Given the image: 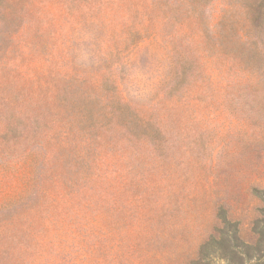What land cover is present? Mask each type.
Wrapping results in <instances>:
<instances>
[{
	"label": "rangeland",
	"instance_id": "374dc122",
	"mask_svg": "<svg viewBox=\"0 0 264 264\" xmlns=\"http://www.w3.org/2000/svg\"><path fill=\"white\" fill-rule=\"evenodd\" d=\"M97 6L19 0L17 15L0 8V75L14 86L0 100V264H79L82 257L117 264V241L102 258L89 249L100 240L79 235L69 221L37 232L31 209L79 207L84 222L80 211L98 190L113 187L119 196L144 173L161 177L150 180L173 211L147 260L120 249L130 264H264V0H170L140 42L116 5L103 15ZM36 43L70 52L93 72L114 68L122 95L155 124L121 136L113 151L94 145L95 126L53 125L51 104L28 97L37 99L34 83L46 65L28 50ZM15 45L19 54L11 53ZM20 91L26 98L16 97ZM24 234L37 253L21 258ZM52 237L54 246L45 241Z\"/></svg>",
	"mask_w": 264,
	"mask_h": 264
},
{
	"label": "trees",
	"instance_id": "16d2710c",
	"mask_svg": "<svg viewBox=\"0 0 264 264\" xmlns=\"http://www.w3.org/2000/svg\"><path fill=\"white\" fill-rule=\"evenodd\" d=\"M18 2L19 0H0V8L7 14L17 15ZM96 4L102 15L105 10L111 8V4L116 5L121 12L123 11L127 15L126 19H132L130 33L140 42L145 39L149 30H153L152 33H154L160 21L157 13L164 11V8H169L170 0H96ZM19 18V16L14 17L16 20ZM10 41H12L11 38ZM125 44L123 40L124 47ZM33 45L29 46V52L40 58L46 65L38 73L39 78L34 83L36 92H38L34 97L37 99L31 98L33 94H28V97L30 102H37L35 105L51 104L48 113L53 125L56 123H64L63 125L66 126L79 125L77 122L80 121L87 123L89 127L95 126L96 128L93 129L94 145L99 151H113V143L121 136L146 130L147 127L155 124L154 119L152 122L153 115L145 116L142 110L133 106L122 95L120 85L112 73L114 68H108L105 74L98 71L93 72L80 65L70 52L60 51L53 45L43 43ZM21 48L23 47L15 45L11 53L18 52L19 54L22 51ZM102 51L104 55V48ZM2 54L5 55L6 52ZM7 58L11 59L8 57V52L4 56V59ZM4 67L5 63L3 65L0 63V74L4 73L3 69L6 70ZM2 77L4 76L0 75V100L4 94L14 89V86L5 84ZM25 93L16 92V97L26 98ZM69 135H75L74 131L69 130ZM139 175V179L133 183L130 190L119 192V196L113 187H111L112 190L110 187L98 190L94 194V203L87 204L80 211L86 215L87 220L84 222L79 220L78 215L75 214L79 207L72 210L70 206L53 207L49 205L44 208L39 206L35 210L32 208L29 218L37 224L38 228L40 227L37 232L41 233H48L46 231L48 226L55 229L61 220L74 223L79 235L95 241L100 240V243L95 242L89 245V249L93 247L95 255L97 253L102 258L108 256L106 250L112 249L114 240V243L117 241L120 249L127 248L132 257L147 260L149 258L147 250L153 247L152 243L158 244L162 223L164 219L172 215L173 210L165 200H162V196L160 197L162 189L158 187L159 184L150 180L151 176H158L156 174L146 176L145 173ZM69 177L71 174L68 171L62 172L61 180L65 192L75 190L70 186ZM144 179H148L149 183L156 186L146 187ZM169 193L172 194L173 204H176L177 200H173L175 191L169 190ZM43 239L38 241V248L44 246ZM45 241L55 245L54 237L46 238ZM30 242L31 239L26 235L17 242L21 248L19 257H24L27 252L30 256L33 255L32 250L34 249ZM60 243L62 248L59 246V249L63 250L64 242L60 240ZM55 249L51 252H57ZM120 249H118V255L114 257L117 264H130L133 259L124 256ZM89 253H91L90 250ZM86 263H92V257L80 258L79 264Z\"/></svg>",
	"mask_w": 264,
	"mask_h": 264
}]
</instances>
